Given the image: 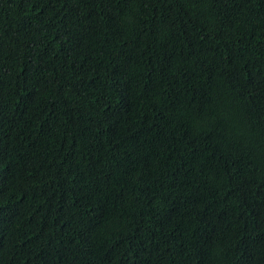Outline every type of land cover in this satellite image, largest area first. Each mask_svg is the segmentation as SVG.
I'll return each instance as SVG.
<instances>
[{"label": "trees", "instance_id": "16d2710c", "mask_svg": "<svg viewBox=\"0 0 264 264\" xmlns=\"http://www.w3.org/2000/svg\"><path fill=\"white\" fill-rule=\"evenodd\" d=\"M0 264H264V0H0Z\"/></svg>", "mask_w": 264, "mask_h": 264}]
</instances>
